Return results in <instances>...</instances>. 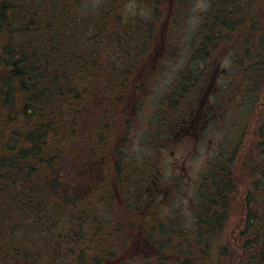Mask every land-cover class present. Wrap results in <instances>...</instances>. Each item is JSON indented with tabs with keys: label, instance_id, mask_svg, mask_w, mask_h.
Masks as SVG:
<instances>
[{
	"label": "trees",
	"instance_id": "16d2710c",
	"mask_svg": "<svg viewBox=\"0 0 264 264\" xmlns=\"http://www.w3.org/2000/svg\"><path fill=\"white\" fill-rule=\"evenodd\" d=\"M86 1L0 0V264H222L229 252L214 244L236 170L247 179L235 264H264V0H206L190 34L192 0H136L142 12L125 18V0ZM181 50L144 132L156 157L222 133L191 227L157 207L176 182L165 185L155 162L136 177L124 163L132 113ZM115 194L136 222L134 248Z\"/></svg>",
	"mask_w": 264,
	"mask_h": 264
},
{
	"label": "rangeland",
	"instance_id": "374dc122",
	"mask_svg": "<svg viewBox=\"0 0 264 264\" xmlns=\"http://www.w3.org/2000/svg\"><path fill=\"white\" fill-rule=\"evenodd\" d=\"M106 0H87L83 3L82 6L86 8H98L100 7ZM192 6H190V26L187 34L191 33V31L196 27V24L199 22V13L201 10L206 9V0H192ZM122 12L125 16H131L134 13H141L142 6L136 0H125L122 2L121 7ZM188 38V35H187ZM187 40V39H186ZM180 51L177 57H173V54L170 59H163L162 65L163 67L158 69V72L154 75L153 80L155 85L153 90L150 92L149 97H145V101L141 104L140 108L137 111H134L130 117V129L127 132L131 142V148L127 155L124 157L126 160L125 168L129 171V176L132 174L131 168L134 169L135 177L137 176V167L139 164L148 160L149 164L156 163V167L159 166L160 178L163 183L172 184V182H176L174 189H169L168 193H166L160 203H157V207L161 212L162 217H166L174 219L177 217L186 227H191L193 212L195 208V196L197 190V184L199 182L200 177L206 171L208 163L211 157L215 153L216 144L214 140H218L222 137V133L217 130L212 138H208L204 140L203 145L195 146V144H187V141L176 143L171 145L168 149L159 151V157L153 156L152 151L154 149L155 142L152 144L153 140L149 137L145 136V123L147 122V118L149 113L152 112V109L155 107L154 104L168 85L172 82L176 70L183 64V60L185 58V54H182L179 57ZM226 64V63H225ZM224 63L220 65L222 69L225 65ZM130 107V105H129ZM131 111V110H130ZM126 112L124 104L122 105V114ZM117 129L119 134L113 140L112 146H116L117 143L122 141V126L125 119L122 118ZM253 121L250 123L252 127H249L251 133L254 131ZM251 139L250 132L245 137V148L240 150V155L245 154L246 145ZM110 156V153L109 155ZM245 156V155H244ZM243 156H241L242 158ZM111 158V156H110ZM152 162V163H151ZM238 159V165L244 166ZM126 170L124 173L126 174ZM237 176V190L232 198V204L228 210L227 221L224 222L223 227L221 229V233L219 234V238L215 241L216 246H214V254L217 253L219 245L226 247V252L229 254L222 258V264H235L237 257L241 253V245L239 239L237 240L238 231L243 226V219L245 216V205L242 197L243 188L246 187V177L241 174L238 170L235 171ZM241 175V176H240ZM241 178V179H240ZM157 195V194H156ZM117 205L112 204L114 206V215L121 224L123 240L125 248H134L135 245L131 243L135 240L134 233L132 231V225L135 227L136 222L133 218H131L132 214L127 212L125 202L122 199V207L120 206V199H118V195L115 194ZM136 235V234H135ZM132 236V237H131ZM134 244H138L135 243ZM137 247V246H136Z\"/></svg>",
	"mask_w": 264,
	"mask_h": 264
},
{
	"label": "water",
	"instance_id": "95a60500",
	"mask_svg": "<svg viewBox=\"0 0 264 264\" xmlns=\"http://www.w3.org/2000/svg\"><path fill=\"white\" fill-rule=\"evenodd\" d=\"M263 97H264V94H263Z\"/></svg>",
	"mask_w": 264,
	"mask_h": 264
}]
</instances>
